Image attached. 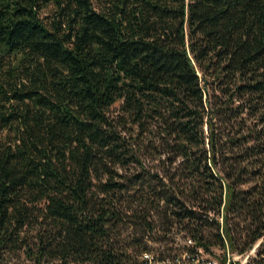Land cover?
Segmentation results:
<instances>
[{
    "label": "trees",
    "instance_id": "obj_1",
    "mask_svg": "<svg viewBox=\"0 0 264 264\" xmlns=\"http://www.w3.org/2000/svg\"><path fill=\"white\" fill-rule=\"evenodd\" d=\"M124 219L264 264V0H0V264H130Z\"/></svg>",
    "mask_w": 264,
    "mask_h": 264
},
{
    "label": "rangeland",
    "instance_id": "obj_2",
    "mask_svg": "<svg viewBox=\"0 0 264 264\" xmlns=\"http://www.w3.org/2000/svg\"><path fill=\"white\" fill-rule=\"evenodd\" d=\"M51 12L52 7H49L43 10L40 15L43 19L50 18ZM207 80V89L209 92L218 96L219 92L217 91V84L211 77H208ZM154 160L155 157L152 154L143 153L142 161L144 162V166L152 173L157 172L159 168L158 162ZM134 172H136V170H130L128 172L120 171V174L126 176ZM119 232L124 246H129V242L132 239L137 240L135 242L138 246L135 249L133 247L130 251V264H141L146 260L145 255H149V258H154L155 261L159 258H163L165 262L161 264H172L175 258H177V261L173 264H200L202 262L205 263L209 261H215L218 264H222V260L225 257L228 259L227 264H229L230 261L238 264H247L256 257L259 245L263 241L261 240L257 242L253 246L252 250L241 256L236 254L232 255L228 252L215 248L211 254L200 252V254L195 258L196 260L193 261L187 253V248L191 246L192 243L185 237V234L181 231V229L170 228L169 226H164L163 224H157L153 230L145 232L137 230V232H135L133 231V228L129 226V223L125 221L120 225ZM144 249L145 253L143 254L142 252ZM155 261L153 260L152 264H157ZM7 264H33V262H31L23 253H18L10 256L7 259Z\"/></svg>",
    "mask_w": 264,
    "mask_h": 264
},
{
    "label": "built area",
    "instance_id": "obj_3",
    "mask_svg": "<svg viewBox=\"0 0 264 264\" xmlns=\"http://www.w3.org/2000/svg\"><path fill=\"white\" fill-rule=\"evenodd\" d=\"M146 256V260L149 262V264H152L153 263V258L152 259H150L149 258V255H145ZM200 264H218L217 262H215V261H209V262H202V263H200Z\"/></svg>",
    "mask_w": 264,
    "mask_h": 264
}]
</instances>
